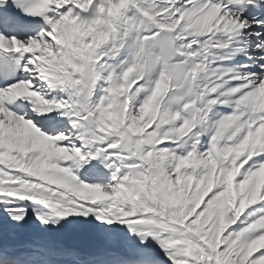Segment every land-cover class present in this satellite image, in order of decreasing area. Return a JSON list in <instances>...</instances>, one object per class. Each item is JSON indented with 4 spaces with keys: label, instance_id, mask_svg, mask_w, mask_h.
Returning a JSON list of instances; mask_svg holds the SVG:
<instances>
[{
    "label": "snow or ice",
    "instance_id": "1",
    "mask_svg": "<svg viewBox=\"0 0 264 264\" xmlns=\"http://www.w3.org/2000/svg\"><path fill=\"white\" fill-rule=\"evenodd\" d=\"M0 264H264V0H0Z\"/></svg>",
    "mask_w": 264,
    "mask_h": 264
}]
</instances>
